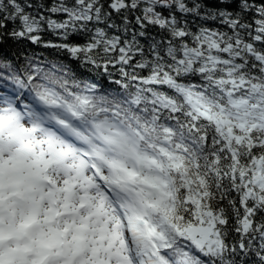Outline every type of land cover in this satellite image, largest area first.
Listing matches in <instances>:
<instances>
[{
	"label": "snow or ice",
	"instance_id": "snow-or-ice-1",
	"mask_svg": "<svg viewBox=\"0 0 264 264\" xmlns=\"http://www.w3.org/2000/svg\"><path fill=\"white\" fill-rule=\"evenodd\" d=\"M8 40L0 264H264V0H0Z\"/></svg>",
	"mask_w": 264,
	"mask_h": 264
},
{
	"label": "trees",
	"instance_id": "trees-1",
	"mask_svg": "<svg viewBox=\"0 0 264 264\" xmlns=\"http://www.w3.org/2000/svg\"><path fill=\"white\" fill-rule=\"evenodd\" d=\"M45 40H53L55 41L56 38L55 36L51 35V34H45ZM16 47L17 45H15L13 43V41L11 40H8L7 42L3 43V44H0V53H4V52H14L16 50ZM29 48H32L33 50H35L36 52H41V51H44L45 55H48L49 54V51L47 50H43L37 46H33V45H28Z\"/></svg>",
	"mask_w": 264,
	"mask_h": 264
}]
</instances>
